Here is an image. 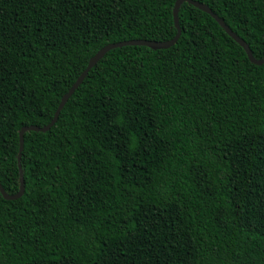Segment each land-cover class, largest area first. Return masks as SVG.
<instances>
[{
  "label": "trees",
  "instance_id": "1",
  "mask_svg": "<svg viewBox=\"0 0 264 264\" xmlns=\"http://www.w3.org/2000/svg\"><path fill=\"white\" fill-rule=\"evenodd\" d=\"M264 58V0H193ZM176 0H0V264H264V62Z\"/></svg>",
  "mask_w": 264,
  "mask_h": 264
},
{
  "label": "water",
  "instance_id": "2",
  "mask_svg": "<svg viewBox=\"0 0 264 264\" xmlns=\"http://www.w3.org/2000/svg\"><path fill=\"white\" fill-rule=\"evenodd\" d=\"M187 2L188 4L198 8L199 10L209 14L221 27L222 29L234 40L236 41L245 51L248 59L250 62L256 64V65H261L264 62V58L261 60H256L253 58L250 49L248 45L240 38L238 37L235 33H233L228 26L224 24L222 19H220L217 15L212 13V11L205 5L198 3L193 0H176L174 3L173 7V21L175 28L177 30L176 35L169 41H163V42H155V41H145V40H131V41H125V42H119V43H112L104 46L102 49H100L93 57H91L87 63L86 68L84 71L79 75V77L76 79V81L72 84V86L68 89V91L63 95V97L60 100V103L55 111L54 117L51 120V122L48 125H45L43 127H36V126H28V127H23L20 132H19V154H18V162L20 160V152L22 151L23 147V133L26 131H34V132H46L57 120L58 114L60 110L63 108L64 104L66 101L69 99V97L73 94V92L77 89V87L82 83L83 79L87 75L88 71L111 49L119 48L122 46H128V45H143L147 46L153 50H159V49H167L174 45L176 41L178 40L180 36V28L178 26V18H177V13H178V8L181 5V3ZM19 180H20V186H19V191L18 193L14 195H8L4 192L3 188L0 185V193L3 196L4 199L6 200H15L18 199L19 197L22 196L24 192V186H23V177H22V172L19 167Z\"/></svg>",
  "mask_w": 264,
  "mask_h": 264
}]
</instances>
